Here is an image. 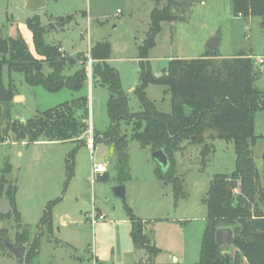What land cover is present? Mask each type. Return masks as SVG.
<instances>
[{
	"label": "rangeland",
	"instance_id": "rangeland-1",
	"mask_svg": "<svg viewBox=\"0 0 264 264\" xmlns=\"http://www.w3.org/2000/svg\"><path fill=\"white\" fill-rule=\"evenodd\" d=\"M179 1L184 2V6L177 15L183 17L184 22L163 23L156 46L149 54L155 76L163 74L171 59L205 56L207 44L216 37L221 57L242 54L251 58L256 74L254 87L264 92V64L257 63L260 58L264 59L263 19L235 17L233 0ZM26 4L27 0H0V38L23 39L37 57L27 22L38 16L47 29V42L61 45L64 54L71 57L79 53L89 56L95 44L109 43L112 53L108 64L120 74L130 111H141L135 94L140 81V48L150 30L152 11L156 7L162 9L167 0H47L46 6L36 11L27 10ZM59 17L65 21L61 22ZM91 64L89 61V80L82 93L90 99L86 134L78 141L39 144L27 140L22 144L12 129L13 124L24 125L36 114L71 101L79 94L69 90L50 93L42 87L28 85L24 74L10 73L7 67L3 69V85L14 99L8 106H1L0 184L4 176L5 190L10 185L17 191L11 212L0 219V231H6L14 247H25L26 253L15 254L10 248H4L0 251V264H198L211 182L216 174L231 176L235 171L234 144L214 141L205 160L201 155L203 146L186 144L176 153L175 167L184 182L185 193L184 198L176 199L173 184L157 177L156 170L161 169V165L152 158L151 151L130 141V180L123 184L126 187L124 204L112 191L120 185L115 150L102 139V134L111 126L107 110L110 93L107 86L93 82ZM80 66L81 62H77L68 74H73ZM146 94L159 111H171L165 87L150 85ZM17 96L22 98L15 100ZM257 117L263 122V128L258 129L260 134L264 130V113H258ZM121 129L131 140L132 126L121 124ZM91 132L101 134L94 143V151L88 147ZM19 152L24 154L20 156ZM263 155L264 139H260L253 149V157L264 190ZM71 162L73 176L69 178ZM100 163L107 165V172L91 179L93 164ZM8 167H11L9 172ZM238 187L239 183L233 189L235 197L240 192ZM58 200L52 207L54 229L49 232L47 226L42 227L41 220L46 207ZM18 206L24 211L21 224L29 233V241L22 246L17 240L25 227L18 224L13 213L14 209L19 211ZM126 206L143 221L146 236L160 250L156 257L134 245ZM259 206L264 212V204ZM93 209V214L102 215L105 220L92 225V214L86 215ZM36 239L40 242L39 252L28 262L26 255ZM228 252L234 255L233 245ZM240 264L248 263L242 259Z\"/></svg>",
	"mask_w": 264,
	"mask_h": 264
},
{
	"label": "trees",
	"instance_id": "trees-1",
	"mask_svg": "<svg viewBox=\"0 0 264 264\" xmlns=\"http://www.w3.org/2000/svg\"><path fill=\"white\" fill-rule=\"evenodd\" d=\"M182 6L184 2L167 0L162 9L156 7L151 13L150 30L140 48V81L135 89L141 104L139 113L130 111L120 74L108 64L112 53L109 43L95 44L89 56L79 53L71 57L64 54L61 45L47 42V29L35 16L27 23L33 35L37 57L32 55L23 39L0 38V116L3 113L1 106H8L14 99L12 92L3 85V69L7 67L10 73L24 74L30 86L42 87L50 93L69 90L79 94L72 101L36 114L24 125L13 124L12 129L18 140H27L29 143L80 140L88 130L87 121L91 114L89 96L82 94L89 80L87 65L91 61L93 82L107 86L110 93L107 110L111 126L102 134V139L115 150L119 184L130 180V141L137 142L151 153L159 150L166 153L170 167L166 173L161 169L156 170V173L161 181L173 184L176 199L185 197L184 182L178 177L175 167L176 153L181 152L186 144L203 146L201 155L205 160L211 153L214 141L233 143L236 151L235 171L231 176L216 174L206 199L207 224L198 264H240L242 259L248 264H264V212L259 206L260 203L264 204V190L253 157V149L259 139L255 131L256 116L264 111V92L255 89L254 64L250 57L242 54L223 58L218 52L208 50L205 56L197 59H171L163 74L155 76L149 54L156 46V38L162 31L163 23L184 22V18L177 15ZM232 7L235 17H261L264 26V0H233ZM60 21L64 22L65 19L61 18ZM77 62H81L80 68L68 74ZM46 69L49 71L46 72ZM150 85L166 88L171 103L169 113L159 111L156 103L148 99L146 90ZM121 124L132 126L131 140L123 134ZM93 134L96 143L101 134ZM7 170L9 172L11 167ZM69 171L71 178L72 162ZM233 180L239 182L240 192L235 197L232 190L231 196L227 198V188ZM6 185L7 180L3 176L0 201L6 196L13 206L17 190L11 189L10 185L5 190ZM59 201L46 207L41 220L42 227L47 226L49 232L54 229L52 207ZM126 211L131 222L134 245L156 257L160 250L151 244L144 233L143 221L128 206ZM13 213L18 224L22 225L20 213L16 209ZM1 218L6 217L0 214ZM221 228H230L234 232V255L225 252L216 242V231ZM17 241L19 246L29 241L27 227ZM9 245L6 231L1 230L0 251L9 248ZM39 248L40 242L36 239L31 244V252L26 255L28 262L39 252Z\"/></svg>",
	"mask_w": 264,
	"mask_h": 264
},
{
	"label": "water",
	"instance_id": "water-1",
	"mask_svg": "<svg viewBox=\"0 0 264 264\" xmlns=\"http://www.w3.org/2000/svg\"><path fill=\"white\" fill-rule=\"evenodd\" d=\"M47 4V0H27L26 9L29 11H36L38 9L44 8ZM60 24H57L59 26ZM219 46V38H212L207 44L209 51L217 53ZM22 98L20 96L15 97V100ZM152 158L161 165V171L166 173L170 167L169 157L163 150H159L152 153ZM238 181H230L227 188V198L232 194V190L237 188ZM113 195L120 199L124 204L126 203V187L124 185H119L113 188ZM12 206L7 197H3L0 201V214L7 215L11 212ZM216 242L217 244L228 252L230 247L233 245L234 232L230 228H221L216 231ZM9 248L15 254L24 255L26 253V248H16L13 245H9Z\"/></svg>",
	"mask_w": 264,
	"mask_h": 264
},
{
	"label": "built area",
	"instance_id": "built-area-1",
	"mask_svg": "<svg viewBox=\"0 0 264 264\" xmlns=\"http://www.w3.org/2000/svg\"><path fill=\"white\" fill-rule=\"evenodd\" d=\"M91 62V61H90ZM258 64H264V59L260 58L257 62ZM9 142V141H8ZM7 142V143H8ZM94 138H93V132H91L90 138L88 139V147L91 149V151H94ZM93 175L96 176L97 174H103L107 172V165L106 164H93ZM92 225H96L97 222L105 220L104 216H96V214H92L90 216Z\"/></svg>",
	"mask_w": 264,
	"mask_h": 264
},
{
	"label": "crops",
	"instance_id": "crops-1",
	"mask_svg": "<svg viewBox=\"0 0 264 264\" xmlns=\"http://www.w3.org/2000/svg\"><path fill=\"white\" fill-rule=\"evenodd\" d=\"M61 17H59V19H60ZM62 50H64L63 48H62ZM65 51V50H64ZM90 51V50H89ZM133 90V89H132ZM78 97V96H77ZM23 98H24V101H25V97L23 96ZM72 101V100H71ZM69 102V101H68ZM259 113H264V111H262V112H259ZM263 128V122H259L258 121V117L256 116V123H255V131H256V135L259 137V139H258V141L260 140V139H264V130H263V133H258V129H262ZM84 139H86V138H84ZM44 142H48V141H43V142H37V144H39V143H44ZM258 143V142H257ZM22 144H26V142H23ZM20 156H22L24 153L23 152H19L18 153ZM232 174V173H231ZM226 175H229V174H226ZM94 175H92L91 176V179H93L92 177H93ZM103 176H100V178H102ZM18 212L20 213V215H23V210L21 209V207L20 206H18ZM94 213V209L92 210V213H87V215H86V217H89V214H93ZM21 218H22V216H21ZM128 221H129V223L131 224V222H130V220H129V218H128ZM144 233H145V231H144Z\"/></svg>",
	"mask_w": 264,
	"mask_h": 264
}]
</instances>
